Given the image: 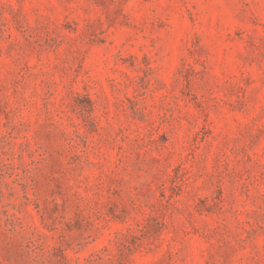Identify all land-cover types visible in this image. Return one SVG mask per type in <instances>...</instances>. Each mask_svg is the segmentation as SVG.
Wrapping results in <instances>:
<instances>
[{"label": "rangeland", "instance_id": "374dc122", "mask_svg": "<svg viewBox=\"0 0 264 264\" xmlns=\"http://www.w3.org/2000/svg\"><path fill=\"white\" fill-rule=\"evenodd\" d=\"M0 264H264V0H0Z\"/></svg>", "mask_w": 264, "mask_h": 264}]
</instances>
